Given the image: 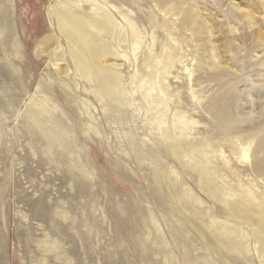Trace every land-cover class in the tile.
Segmentation results:
<instances>
[{
    "label": "rangeland",
    "instance_id": "rangeland-1",
    "mask_svg": "<svg viewBox=\"0 0 264 264\" xmlns=\"http://www.w3.org/2000/svg\"><path fill=\"white\" fill-rule=\"evenodd\" d=\"M76 1L96 81L39 51L57 0H0V264H264V0Z\"/></svg>",
    "mask_w": 264,
    "mask_h": 264
},
{
    "label": "bare ground",
    "instance_id": "bare-ground-1",
    "mask_svg": "<svg viewBox=\"0 0 264 264\" xmlns=\"http://www.w3.org/2000/svg\"><path fill=\"white\" fill-rule=\"evenodd\" d=\"M69 2L70 1L68 0H57L56 4L51 6L50 10H48L49 16L53 18L50 24L54 26V29L57 28L58 33H56V35L60 36L56 39L53 38L51 40H43L41 42L39 51L41 54H45L48 52L51 59L56 58L57 56L63 57L64 50L61 44V38H63L68 46L67 49L69 57L66 55L68 57L67 59L71 62L75 70L73 71V69H71L72 67L68 65L66 67L67 69L64 70V72H69V70H71L72 74L76 73L77 79L74 77L76 81H96V75L94 74L93 67L91 66L92 63H90L86 58L85 52H88L92 62L96 65V67L99 70H103V67L99 63V59L103 55H106V50H109V47L98 37V34L95 32V30L92 31L91 28L93 27L99 30L106 31L107 33H109V36H114V21L109 12L102 7L92 9V15H96V17H93L91 20L87 21L84 19H80L82 18V16L80 15V13H78V11L74 10L76 6L78 8L81 7L79 1L73 0L71 3ZM5 16L6 15H2L1 13L0 22H5V27H7L8 17ZM3 35V32H0V43L4 45L5 37H3ZM50 46L52 47L48 50ZM53 65L55 66L56 74L63 72L60 71L59 64L54 63ZM104 68H107V66ZM49 97L51 96L48 95L46 100H49ZM38 104L42 105L43 107L42 103ZM56 123L57 124H55L52 128L47 127L45 130H43L48 145L53 146L54 143L59 142L60 137H62L61 133L63 130V125L61 123V120L58 119V122ZM262 128L260 127L257 131H255V139L258 138L256 141L255 150L257 154H261L255 156V176L264 175V131L262 130ZM68 145H70L71 147L74 146L73 143H69L67 144V146ZM85 154L88 157L89 152L85 151ZM82 162L83 161H81L80 163L81 165L84 164ZM157 165L158 170L156 172V175L157 177H160L162 172V165L159 162L157 163ZM261 187L262 186L259 184V188ZM255 212L257 214V218L259 219V225L264 226V207L262 206L260 201L255 203Z\"/></svg>",
    "mask_w": 264,
    "mask_h": 264
}]
</instances>
